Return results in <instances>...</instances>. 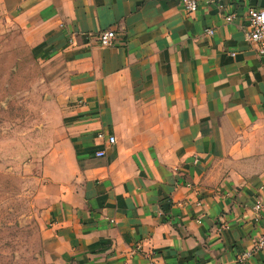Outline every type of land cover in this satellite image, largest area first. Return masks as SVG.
I'll use <instances>...</instances> for the list:
<instances>
[{
    "label": "crops",
    "instance_id": "obj_1",
    "mask_svg": "<svg viewBox=\"0 0 264 264\" xmlns=\"http://www.w3.org/2000/svg\"><path fill=\"white\" fill-rule=\"evenodd\" d=\"M197 1L187 14L182 0H0V28L66 66L41 159L50 264H237L261 231L264 55L244 33L264 0Z\"/></svg>",
    "mask_w": 264,
    "mask_h": 264
},
{
    "label": "rangeland",
    "instance_id": "obj_2",
    "mask_svg": "<svg viewBox=\"0 0 264 264\" xmlns=\"http://www.w3.org/2000/svg\"><path fill=\"white\" fill-rule=\"evenodd\" d=\"M65 69L31 50L17 26L0 28V264H50L41 159L69 102Z\"/></svg>",
    "mask_w": 264,
    "mask_h": 264
},
{
    "label": "built area",
    "instance_id": "obj_3",
    "mask_svg": "<svg viewBox=\"0 0 264 264\" xmlns=\"http://www.w3.org/2000/svg\"><path fill=\"white\" fill-rule=\"evenodd\" d=\"M214 3V0L210 1ZM183 10L187 14H192L196 12L198 8L197 0H182ZM218 8L223 9V5L218 2ZM247 25L244 33L245 42L251 47V49L259 56L264 55V10L252 8L246 11ZM234 19V14H230L225 17L227 22H231ZM205 34L212 36L214 34L213 29H206ZM117 35L112 30H106L100 33L96 39L97 44L102 47H111L115 44ZM234 57V54H230ZM96 139L106 142L108 145H114L116 139L114 136L105 135L103 133H98ZM105 155L104 151H97L95 157L100 158ZM190 187V185H186ZM199 207V203L196 204ZM251 215L253 221L261 225V231L258 233L256 238L253 240L250 249L240 253L236 257L237 264H245L251 257L257 255L258 253L264 251V198L262 196L257 197L253 205L251 206ZM227 228L226 224L223 223L219 226V230H225Z\"/></svg>",
    "mask_w": 264,
    "mask_h": 264
}]
</instances>
